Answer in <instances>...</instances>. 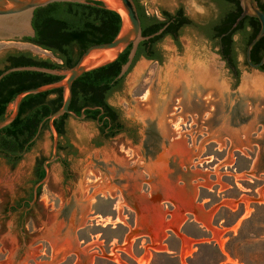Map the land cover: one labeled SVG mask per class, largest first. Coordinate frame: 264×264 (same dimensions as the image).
<instances>
[{
    "label": "rangeland",
    "instance_id": "obj_1",
    "mask_svg": "<svg viewBox=\"0 0 264 264\" xmlns=\"http://www.w3.org/2000/svg\"><path fill=\"white\" fill-rule=\"evenodd\" d=\"M142 1L161 19L182 8L193 24L158 45L160 63H133L108 100L137 129L136 144L124 136L100 144L95 123L70 115L59 161L24 220V209L8 210L32 194L36 168L52 157L51 131L15 167L0 158V264H264V89L248 86L264 73L246 64L235 36L233 75L202 32L219 15L215 2ZM17 51L58 62L33 44L0 41V61ZM206 71L216 82L202 80ZM147 122L159 129L156 145L147 141ZM243 195L259 201L223 206ZM189 203L200 215L185 213L177 233H161L158 222Z\"/></svg>",
    "mask_w": 264,
    "mask_h": 264
},
{
    "label": "trees",
    "instance_id": "obj_2",
    "mask_svg": "<svg viewBox=\"0 0 264 264\" xmlns=\"http://www.w3.org/2000/svg\"><path fill=\"white\" fill-rule=\"evenodd\" d=\"M212 1L218 5L220 22L218 24L210 22L206 26H200V29L210 41L220 47L219 54L222 59L227 62L232 73L238 75L237 43L234 41V37L238 34L241 36L239 48L246 56L247 49L259 33L261 25L257 19L246 17L237 28L232 30L242 14L240 0ZM257 1L264 12V0ZM134 2L138 8L144 37L154 35L170 24L162 35L140 44L134 63L143 56L161 62L162 57L157 54H144L146 46L155 47L168 36L178 41L182 31L192 26L193 22L184 16L185 12L182 8L175 15L162 11L161 19L158 16L148 15L140 4V0H134ZM121 24L120 15L107 10L100 2H96L94 5L56 3L38 9L33 20L36 38L25 39L24 42L51 52L58 62L41 59L31 52L17 51L9 53L6 58L0 61V76L12 68L20 67L71 69L91 47L111 43L118 35ZM263 49L264 39L252 51L253 63H259L262 60L263 56L260 54ZM130 51L131 48L126 50L115 63L87 73L74 83L73 100L70 106L72 112L80 116L83 109L98 107L100 108L98 110L85 111L86 118L97 120L98 115L105 111L113 122L117 120L116 110L108 104V99L122 90L125 77L120 80H117V77L122 67L128 62ZM61 80V77L37 72H15L3 78L0 81V123L10 115L9 108L19 94ZM62 105V89L26 97L17 119L0 131V158L4 159L7 165L15 167L23 156L32 150L35 138L41 137L44 131H50L47 119L56 113ZM69 117L70 115H65L55 121L60 139L65 135V122ZM100 122H104L103 118ZM66 148L71 150L72 146L67 144ZM63 149L60 143L59 152ZM44 162L38 166V179L33 184L34 186L46 176L43 169ZM41 190L42 187L39 189V196ZM203 245L207 246L208 244ZM219 253L221 252L219 251ZM233 258L240 261L237 257Z\"/></svg>",
    "mask_w": 264,
    "mask_h": 264
},
{
    "label": "water",
    "instance_id": "obj_3",
    "mask_svg": "<svg viewBox=\"0 0 264 264\" xmlns=\"http://www.w3.org/2000/svg\"><path fill=\"white\" fill-rule=\"evenodd\" d=\"M96 2L103 3L107 10L114 11L118 13L121 17L122 24L120 31L111 43L91 47L90 49H88V51L83 54L79 62L71 69L59 70L41 67H20L12 68L4 72L0 76L1 81L6 76L15 72H37L62 78V80L57 83L45 85L35 89H30L19 94L14 103L12 104V112L4 121L0 123V131H2L14 122L20 113L21 105L26 97L31 95L43 94L59 89L63 90L62 107L47 119L49 122L50 131L53 136V153L52 157L46 160L44 163V168L46 172L45 178L39 183H37L34 187V199L31 202V206H33L37 202L39 196V189L43 186V184L47 181L49 177L50 165L58 161L59 159L58 152L60 136L55 127V121L59 120L65 115H71L78 120H83L86 118L85 111H94L100 109L98 107L85 108L82 110V114L80 116L72 112L70 110V106L73 100L74 83L87 73L115 63L126 50L131 48L128 62L122 67V70L119 76L117 77V80L122 79L127 75L129 70L131 69L137 56L140 44L162 35L170 24L166 25L154 35L144 37L138 8L134 0H0V41H24L25 39H35L36 31L33 27V20L35 17V12L38 9L46 8L56 3L94 5V3ZM140 2L145 11H147V7L143 3V1L140 0ZM107 3H115L116 8L110 7ZM240 4L242 8V14L237 19L232 30L237 28V26L246 17L254 18L259 21L261 29L247 49V62L250 68L259 71V69L264 66V58L260 63L253 64L251 56L254 47L262 39H264V12L261 10L257 0H240ZM120 11L124 12L125 17L120 13ZM241 110L242 106H239L238 108L234 109V115L237 117L240 116ZM147 123L149 126L147 127V141H152V145H156L161 139L159 129L155 127L154 123ZM36 139L37 137L35 138V140ZM164 202L173 203V200H165ZM159 203V201L156 202V204ZM188 207L190 210L187 212L181 210L178 207L176 213L174 214L173 220L168 223H164L163 220H160V222H158V226L161 227L159 231L161 233H163V231L168 233H177L178 227L181 224L185 213L196 216L200 215V212L197 210L196 206V208L191 209L190 207H192V204L189 203ZM157 208L158 212H160L159 206ZM137 231L138 230L133 231L130 234V237L135 235ZM143 235L147 236V234Z\"/></svg>",
    "mask_w": 264,
    "mask_h": 264
},
{
    "label": "flooded vegetation",
    "instance_id": "obj_4",
    "mask_svg": "<svg viewBox=\"0 0 264 264\" xmlns=\"http://www.w3.org/2000/svg\"><path fill=\"white\" fill-rule=\"evenodd\" d=\"M212 1V0H211ZM140 4H141V2H140ZM179 10H181V8H178L175 12H174V14L173 15H175L177 12H179ZM149 15V14H148ZM150 16H154V15H150ZM184 16H186L187 17V15L184 13ZM221 16H220V13H219V15L216 17V18H214V19H211V20H208L207 22H205L202 26H206L208 23H210V22H214V23H216V24H218L219 22H220V18ZM236 36H239L240 38H241V36L238 34V35H236ZM166 38H170L171 40H173V41H175L174 40V38L173 37H171V36H168V37H166ZM212 42V41H211ZM26 43H28V42H26ZM161 43V42H160ZM159 43V44H160ZM216 47H218V49H219V52H220V47L215 43V42H212ZM31 44V43H30ZM159 44H157L155 47H151L150 45H148V46H146V48H145V50H144V54L145 55H154V54H157L158 56H160V57H162V55H161V51L159 50V48H158V45ZM34 45V44H33ZM34 46H36V45H34ZM36 47H38V46H36ZM38 48H40V47H38ZM40 49H42V48H40ZM43 50V49H42ZM45 52H47V53H51V52H49V51H46V50H44ZM52 54V53H51ZM220 55V54H219ZM261 56H263V58H264V49L262 50V52H261V54H260ZM221 56V55H220ZM245 56V55H244ZM6 58V57H5ZM141 58H143V59H146V60H148V61H152V62H154V63H160V60H152V59H150V58H146L145 56H143V57H141ZM222 58V57H221ZM262 58V59H263ZM251 59H252V56H251ZM223 60V59H222ZM245 60H246V64L249 66V64H248V62H247V54H246V56H245ZM224 61V60H223ZM262 61V60H261ZM260 61V62H261ZM225 62V64H226V66H227V68L229 69V71H231L232 72V69L231 68H229L228 67V65H227V62L226 61H224ZM259 62V63H260ZM253 63V62H252ZM253 64H258V63H253ZM250 67V66H249ZM238 70V69H237ZM259 71H261L262 73H264V66L262 67V68H260L259 69ZM233 75H236L235 73H233ZM109 100V99H108ZM108 104H109V101H108ZM110 105V104H109ZM111 106V105H110ZM112 107V106H111ZM115 109V108H114ZM116 110V114H117V120L116 121H112L111 120V118L108 116V115H106V113H105V111H102L101 112V114L100 115H98V117H97V120H92V119H87V118H85V120L86 121H89V122H93V123H95L97 126H98V130H99V137H98V140H97V142H99L100 144H102V143H105V142H108V141H112V140H114L116 137H118V136H124V137H126L127 139H129L133 144H136V142H137V129L135 128V127H132V126H129L128 124H127V122L126 121H124L123 120V118L121 117V115H120V112L117 110V109H115ZM102 118H103V121L104 122H100L101 120H102ZM60 144V143H59ZM69 144V143H68ZM62 146V145H61ZM58 156H59V152H58ZM46 161V160H45ZM58 161H59V159H58ZM45 163V162H44ZM43 169L45 170V168H44V164H43ZM38 171H39V169L38 168H36V179H35V181L38 179ZM33 199H34V195H33V192H32V194L31 195H29V197L27 198V199H24V201H21V203L20 204H14V206L13 207H11L10 209H9V213L10 214H14V213H16L17 211H19V210H21V209H24L25 211H24V215H23V217H22V220H24L27 216H29L30 214H31V212L33 211V209H34V207L36 206V203L33 205V206H31V202L33 201ZM28 205V207H26ZM19 207V208H18ZM22 224V227H21V230H23V225H24V223L23 222H21ZM24 232V231H23Z\"/></svg>",
    "mask_w": 264,
    "mask_h": 264
},
{
    "label": "bare ground",
    "instance_id": "obj_5",
    "mask_svg": "<svg viewBox=\"0 0 264 264\" xmlns=\"http://www.w3.org/2000/svg\"><path fill=\"white\" fill-rule=\"evenodd\" d=\"M110 7H112V8H116V4L115 3H107ZM120 13L125 17V14H124V12L123 11H120ZM143 69V68H142ZM206 73L207 74H205L203 77H202V80L205 82V83H208L209 84V82H216V81H214L215 79H216V77H215V74H214V72L213 71H206ZM176 81V79L174 78V76H173V78H172V81H171V83L176 87L177 85H178V83H176L175 82ZM175 82V83H174ZM247 82H248V80H247ZM174 86H173V88H174ZM248 86H249V90L253 87L254 88V86H255V88H257V86L258 87H260V88H263L264 89V79H261V78H254V80H250V83H248ZM251 87V88H250ZM254 92H256V90H254L253 92H252V94L254 93ZM256 95V94H255ZM228 133V132H227Z\"/></svg>",
    "mask_w": 264,
    "mask_h": 264
},
{
    "label": "crops",
    "instance_id": "obj_6",
    "mask_svg": "<svg viewBox=\"0 0 264 264\" xmlns=\"http://www.w3.org/2000/svg\"><path fill=\"white\" fill-rule=\"evenodd\" d=\"M251 199L252 198H250V196H248V195H243L242 196V199H240V200H229V201H227V202H229V203H226V204H223V206H225V207H229V208H231V209H234L235 207H240V206H242V205H247L248 203H250V201H251ZM257 202V201H259V200H252L251 202ZM210 213L211 212H207V215H206V218H205V220L207 221L206 223H205V225L207 226V225H209V222H208V220H209V218H210ZM246 217H244V219H245ZM210 226V225H209ZM208 227V226H207Z\"/></svg>",
    "mask_w": 264,
    "mask_h": 264
}]
</instances>
